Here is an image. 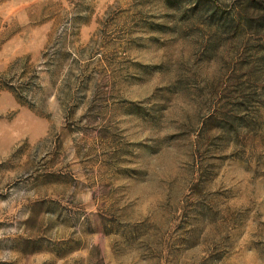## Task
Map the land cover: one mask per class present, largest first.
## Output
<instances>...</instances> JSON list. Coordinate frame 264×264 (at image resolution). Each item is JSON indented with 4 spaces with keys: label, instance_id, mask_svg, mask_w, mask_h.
Wrapping results in <instances>:
<instances>
[{
    "label": "rangeland",
    "instance_id": "obj_1",
    "mask_svg": "<svg viewBox=\"0 0 264 264\" xmlns=\"http://www.w3.org/2000/svg\"><path fill=\"white\" fill-rule=\"evenodd\" d=\"M256 16L0 0V264H264Z\"/></svg>",
    "mask_w": 264,
    "mask_h": 264
},
{
    "label": "trees",
    "instance_id": "obj_2",
    "mask_svg": "<svg viewBox=\"0 0 264 264\" xmlns=\"http://www.w3.org/2000/svg\"><path fill=\"white\" fill-rule=\"evenodd\" d=\"M238 6L241 8L252 6V9L257 13L255 17L257 19V24L264 30V3L262 0H238Z\"/></svg>",
    "mask_w": 264,
    "mask_h": 264
}]
</instances>
